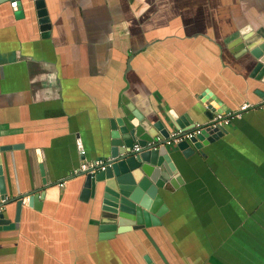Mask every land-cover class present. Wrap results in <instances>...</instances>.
<instances>
[{
    "label": "crops",
    "instance_id": "0c3cea01",
    "mask_svg": "<svg viewBox=\"0 0 264 264\" xmlns=\"http://www.w3.org/2000/svg\"><path fill=\"white\" fill-rule=\"evenodd\" d=\"M21 1V17L0 3V264H264V82L249 53L264 0H43L45 36ZM206 90L253 107L187 157L167 146L180 181L160 190L159 224L99 238L100 197L81 200L74 171L108 154L109 119L128 103L169 133L168 115L204 124Z\"/></svg>",
    "mask_w": 264,
    "mask_h": 264
},
{
    "label": "water",
    "instance_id": "95a60500",
    "mask_svg": "<svg viewBox=\"0 0 264 264\" xmlns=\"http://www.w3.org/2000/svg\"><path fill=\"white\" fill-rule=\"evenodd\" d=\"M5 1L11 3L17 16L23 15L21 0H0V3ZM33 4L41 35L45 36L50 23L44 1L33 0ZM249 53L255 59L251 75L264 82V40L250 47ZM218 101L211 91L206 90L202 93L201 102L206 105L205 114L208 121L217 113L229 112L227 107L219 104ZM125 105L122 107L121 115L109 119V135L106 144L108 154L105 157L111 156L112 163L104 170L82 173L85 174V178L81 200L100 197L101 218L98 230L101 239L112 237L115 233L140 230L159 224L160 217L167 211L160 190L166 188V182L176 187V182L180 181L168 147L164 145H158L156 148L146 147V143L157 134L168 136V127L162 120L151 122L131 104L125 103ZM168 118L177 129H190L195 126L192 124L188 127L187 125L192 122L188 123L185 116L170 117L168 115ZM224 131V127L212 129L205 127L189 141L179 142L177 147L182 155L187 157L194 152V149L209 144ZM134 143L141 146L139 151L131 150ZM43 186H46L45 180H43ZM44 190L43 188L26 196L28 204L37 208V202L44 197ZM0 195L1 199L5 198L1 177ZM22 199L23 197L16 200V219ZM6 224H9L8 220L0 214V227ZM144 260L147 264H154L148 256H144Z\"/></svg>",
    "mask_w": 264,
    "mask_h": 264
},
{
    "label": "built area",
    "instance_id": "2783aa9c",
    "mask_svg": "<svg viewBox=\"0 0 264 264\" xmlns=\"http://www.w3.org/2000/svg\"><path fill=\"white\" fill-rule=\"evenodd\" d=\"M260 104H264V96L261 97ZM253 107L250 103L244 102L240 105L238 110L228 113H217L213 115V117L204 124H197L190 129H182L178 128L169 133L168 136H162L161 134H157L153 139L146 143V147L148 148H156L158 145H177L181 141H189L192 137L196 136L201 132V130L205 127L207 128H215V127H226L232 119H239L242 117L243 112ZM141 146L137 143H134L131 150L139 151ZM80 154L84 155V149L81 147L79 150ZM113 161L111 156L97 158L91 161H83L81 165L74 171L75 174H82L85 172L93 173L97 170H104L106 166H109ZM64 184V183H63ZM6 198L0 199V214L2 210V205L6 202Z\"/></svg>",
    "mask_w": 264,
    "mask_h": 264
}]
</instances>
